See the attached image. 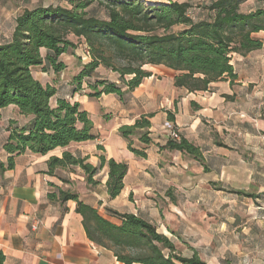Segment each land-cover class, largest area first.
<instances>
[{"label":"trees","instance_id":"trees-1","mask_svg":"<svg viewBox=\"0 0 264 264\" xmlns=\"http://www.w3.org/2000/svg\"><path fill=\"white\" fill-rule=\"evenodd\" d=\"M250 1L260 3L264 0H214L208 4L69 0L68 5L24 10L17 16L12 34L0 42V108L13 105L27 120H9L4 144L9 157L6 162L0 160V172L13 169L15 157L28 151L45 155L57 147H68L96 137L89 111L80 102L59 96L56 83L35 77L34 68L51 71L58 79L66 68L61 56L75 51L78 42H82L90 60L73 76L74 91H82L84 79L93 77L101 65L119 77L116 81L107 78L89 81L87 95L93 99L115 94L125 101L128 98L125 94L153 75L152 68L157 66L174 71V86L188 92L209 91L212 83L218 81H229L233 86L238 80L234 54L246 56L264 46L263 40L254 35L264 32V7L244 10ZM94 3L101 6L107 16L91 14L89 8ZM194 9H199L203 15L195 18ZM232 96L226 95L227 98ZM154 115L152 112L142 114L134 123L119 128L130 140L129 148L137 156L147 155ZM169 118L174 120L171 113ZM137 133L143 144L140 148L132 146L131 136ZM166 146L202 163L205 161L200 147L185 137L170 139ZM88 158L64 150L61 156H50L48 172L79 166L86 174L87 184L95 186L100 182L95 176L107 164L108 194L112 198L118 196L124 187L128 164L100 155L99 164L93 165ZM205 169L208 170L207 166ZM233 192L254 200L259 198L256 193L245 190ZM167 193L171 194L169 190ZM48 196L62 201L75 200L76 212L81 215L90 240L111 249L124 264H209L197 252L189 256L182 254L168 235L158 231L152 220L105 207L106 212L120 220L115 223L99 208L81 200L77 192L60 188L58 193L50 191ZM5 260L6 255L0 249V264Z\"/></svg>","mask_w":264,"mask_h":264},{"label":"crops","instance_id":"crops-1","mask_svg":"<svg viewBox=\"0 0 264 264\" xmlns=\"http://www.w3.org/2000/svg\"><path fill=\"white\" fill-rule=\"evenodd\" d=\"M146 1L156 4L171 1L208 4L214 0ZM68 2L69 0H0V42L9 38L15 28L17 16L24 10L38 6L68 5ZM254 35L264 42L263 31ZM80 70L78 68L76 72ZM237 73L239 79L236 82L243 83L244 78H240V72ZM37 78L43 82L56 83L59 96L80 102L94 121L93 133L96 137L72 143L68 147H57L45 155L28 151L15 157L13 169L0 172V249L6 255L4 264H124L111 249L90 240L82 217L76 212L75 200L51 199L48 193H58L60 188L77 192L81 200L99 208L106 218L115 223L120 220L106 212L105 207L158 222V217L161 218L160 200L171 205L169 196L172 195L173 186H176V171L181 172V166L186 168L189 162H200L193 156L188 158L186 153L166 146L171 139V128L176 127L180 138H187L202 151L195 133L203 120L208 121L205 116L213 118L228 103L226 95L234 94L233 86L229 81H218L212 83L209 91L195 94L175 87L174 74L165 72L161 75L154 72L134 90L128 91L125 94L128 99L125 101L115 94H103L98 100H93L87 95L88 92L74 91L71 83L67 82L66 88L61 89L63 82L56 77V80H51L47 72H42V76ZM107 98L116 101L115 106L120 115H132L131 118L120 123L100 117L102 108L112 109L103 101ZM126 102L127 105L124 104ZM151 112L155 114L151 118L152 125L149 129L152 141L146 148V157H140L130 150V140L120 133L119 128L123 124H132L142 114ZM169 113L174 120H170ZM10 119L20 122L27 120L13 105L0 108V160L4 162L9 157L4 144ZM64 150L88 156V161L93 165L99 164L100 155L126 162L128 172L120 194L115 198L108 194L107 164L95 176L100 181L95 186L87 184L86 174L79 166L58 168L49 173L48 159L52 155L61 156ZM202 154L204 156L203 152ZM201 164L207 172L205 161ZM168 190L171 194L167 193ZM34 224L37 225L36 228Z\"/></svg>","mask_w":264,"mask_h":264},{"label":"rangeland","instance_id":"rangeland-1","mask_svg":"<svg viewBox=\"0 0 264 264\" xmlns=\"http://www.w3.org/2000/svg\"><path fill=\"white\" fill-rule=\"evenodd\" d=\"M256 6L264 7V1H250L243 9ZM89 11L107 16L97 3ZM200 15L202 11L193 10L195 18ZM84 48L78 42L75 51L61 56L68 64L58 77L63 82L61 89L90 60L85 57ZM233 63L240 78H244L243 83L233 85L232 98H227L228 103L213 118L205 116L208 121L203 120L195 133L208 171H204L201 162H189L186 168L182 165V171H176V186L169 196L171 205L160 200L161 218L154 222L158 231L166 233L184 255L197 252L209 264H264V46L245 58L234 54ZM152 69L156 74H175L162 66ZM42 72V67L33 69L35 77L42 76ZM47 75L51 80L56 77L51 71ZM97 78L119 79L117 73L101 65L93 77L84 79L83 92H88L89 81ZM103 101L112 107L101 109L99 116L104 120L121 123L131 118L132 115H120L115 100ZM131 141L134 147L143 145L138 133L131 136ZM186 157L193 158L187 153ZM235 190L256 193L259 198L254 200Z\"/></svg>","mask_w":264,"mask_h":264},{"label":"built area","instance_id":"built-area-1","mask_svg":"<svg viewBox=\"0 0 264 264\" xmlns=\"http://www.w3.org/2000/svg\"><path fill=\"white\" fill-rule=\"evenodd\" d=\"M85 55H86L85 57L88 56L90 58V54H89V52L87 50H85ZM169 136L173 140H180V133H179V131H178V129L176 127H172L171 128V130L169 132ZM36 226L37 225L34 224V228H36Z\"/></svg>","mask_w":264,"mask_h":264}]
</instances>
